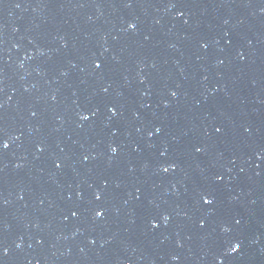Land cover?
<instances>
[{
    "label": "water",
    "instance_id": "obj_1",
    "mask_svg": "<svg viewBox=\"0 0 264 264\" xmlns=\"http://www.w3.org/2000/svg\"><path fill=\"white\" fill-rule=\"evenodd\" d=\"M0 264H264V0H0Z\"/></svg>",
    "mask_w": 264,
    "mask_h": 264
},
{
    "label": "snow or ice",
    "instance_id": "obj_2",
    "mask_svg": "<svg viewBox=\"0 0 264 264\" xmlns=\"http://www.w3.org/2000/svg\"><path fill=\"white\" fill-rule=\"evenodd\" d=\"M129 27H134V25H131V24H130ZM96 67L99 68L100 65H96ZM173 95H175V93H173ZM82 119H86V117H82ZM4 147H7V145L5 144ZM111 151L115 153V152L117 151V149H116V148H112ZM165 171H167V169H165ZM212 202H213V201L208 200V199H205V200H204V203H205V204H211ZM97 215H100V213H97ZM165 219H167V217H165ZM238 247H239V245H237L236 247H234V248L232 249V251H236V248H238Z\"/></svg>",
    "mask_w": 264,
    "mask_h": 264
}]
</instances>
